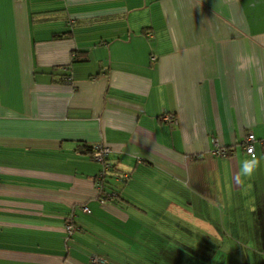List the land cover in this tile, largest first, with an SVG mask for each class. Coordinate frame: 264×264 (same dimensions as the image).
<instances>
[{
	"label": "crops",
	"instance_id": "obj_1",
	"mask_svg": "<svg viewBox=\"0 0 264 264\" xmlns=\"http://www.w3.org/2000/svg\"><path fill=\"white\" fill-rule=\"evenodd\" d=\"M261 140L264 0H0V264H257Z\"/></svg>",
	"mask_w": 264,
	"mask_h": 264
},
{
	"label": "built area",
	"instance_id": "obj_2",
	"mask_svg": "<svg viewBox=\"0 0 264 264\" xmlns=\"http://www.w3.org/2000/svg\"><path fill=\"white\" fill-rule=\"evenodd\" d=\"M151 61H154L153 57L151 58ZM162 120L164 122H167L168 124H171V125L176 122L173 119V117L169 114L164 115L162 117ZM256 142H257V140L252 133H247L241 142V147H242L244 153L251 158L253 155H255L254 144ZM263 142H264V140H261V143H263ZM250 149H251V152L249 151ZM91 151H92V153L90 154V156H91L92 161L101 165L100 172L98 173L97 178H96V185H97L98 191L103 193L102 197H100L99 200L101 203H105L107 201L113 200L116 197V191L115 190H112L109 192L104 190L106 180H107L108 176L111 175V173L113 171V166L108 161V156H109L110 150H109V148L103 146L102 144H97V145H93L91 147ZM212 153L215 156H219V157H229L231 154L229 149L219 147L217 144H215V147H214V150ZM128 177L129 176L126 173L118 174V175L114 176L115 181L117 183H123L124 181H126L128 179ZM83 211L86 213H89V210L86 207L83 208ZM65 230H66L68 236H70L74 231V227L71 224H67L65 226ZM90 262H91V264H98V263H102V260L98 257H91Z\"/></svg>",
	"mask_w": 264,
	"mask_h": 264
},
{
	"label": "clouds",
	"instance_id": "obj_3",
	"mask_svg": "<svg viewBox=\"0 0 264 264\" xmlns=\"http://www.w3.org/2000/svg\"><path fill=\"white\" fill-rule=\"evenodd\" d=\"M249 151L251 152V149ZM258 165L259 159H257L255 155H253L250 160H245L242 164L240 174L236 178L237 182H242L241 177L250 178L258 167Z\"/></svg>",
	"mask_w": 264,
	"mask_h": 264
},
{
	"label": "rangeland",
	"instance_id": "obj_4",
	"mask_svg": "<svg viewBox=\"0 0 264 264\" xmlns=\"http://www.w3.org/2000/svg\"><path fill=\"white\" fill-rule=\"evenodd\" d=\"M256 259L257 264H264V254L262 256H258Z\"/></svg>",
	"mask_w": 264,
	"mask_h": 264
},
{
	"label": "trees",
	"instance_id": "obj_5",
	"mask_svg": "<svg viewBox=\"0 0 264 264\" xmlns=\"http://www.w3.org/2000/svg\"><path fill=\"white\" fill-rule=\"evenodd\" d=\"M92 153V151H91V147L90 148H88V154H89V156H90V154ZM90 158H91V156H90ZM107 181V180H106ZM108 185V183L106 182V184H105V186H104V190H105V187Z\"/></svg>",
	"mask_w": 264,
	"mask_h": 264
}]
</instances>
